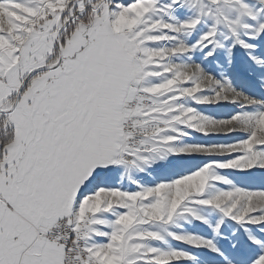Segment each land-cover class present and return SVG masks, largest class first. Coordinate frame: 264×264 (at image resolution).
Listing matches in <instances>:
<instances>
[{"label":"snow or ice","instance_id":"1","mask_svg":"<svg viewBox=\"0 0 264 264\" xmlns=\"http://www.w3.org/2000/svg\"><path fill=\"white\" fill-rule=\"evenodd\" d=\"M0 264H264V0H0Z\"/></svg>","mask_w":264,"mask_h":264}]
</instances>
